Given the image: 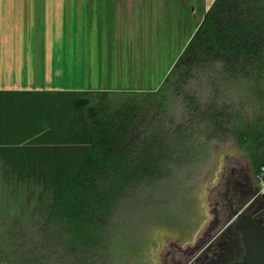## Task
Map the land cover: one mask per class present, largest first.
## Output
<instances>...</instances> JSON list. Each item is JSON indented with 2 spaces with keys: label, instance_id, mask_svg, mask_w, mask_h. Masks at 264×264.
<instances>
[{
  "label": "trees",
  "instance_id": "obj_1",
  "mask_svg": "<svg viewBox=\"0 0 264 264\" xmlns=\"http://www.w3.org/2000/svg\"><path fill=\"white\" fill-rule=\"evenodd\" d=\"M201 75L264 84V0H214L156 89L0 90V171L32 186L23 219L0 229V264H47L52 245L75 255L104 238L128 191L187 165L232 131L254 176L264 167V112L203 102ZM187 118H168L169 92Z\"/></svg>",
  "mask_w": 264,
  "mask_h": 264
},
{
  "label": "rangeland",
  "instance_id": "obj_2",
  "mask_svg": "<svg viewBox=\"0 0 264 264\" xmlns=\"http://www.w3.org/2000/svg\"><path fill=\"white\" fill-rule=\"evenodd\" d=\"M214 0H96L97 16L88 18L79 38L70 42L93 49L115 69L95 70L86 87L158 88L188 44ZM87 83V82H86ZM72 87V84H66ZM82 85V84H81ZM66 87V86H65ZM203 102L211 99L239 108L245 120L264 112V84L243 77L201 75L186 87ZM168 118H187L183 95L169 92ZM249 162L232 131L208 141L196 157L173 167L159 181L131 188L91 251L70 252L51 246L47 264H163L173 246H194L213 220V194L222 175L236 163ZM34 188L3 177L0 171V229L23 219Z\"/></svg>",
  "mask_w": 264,
  "mask_h": 264
},
{
  "label": "crops",
  "instance_id": "obj_3",
  "mask_svg": "<svg viewBox=\"0 0 264 264\" xmlns=\"http://www.w3.org/2000/svg\"><path fill=\"white\" fill-rule=\"evenodd\" d=\"M93 1L0 0V90H87L95 70L119 67L70 42L97 16Z\"/></svg>",
  "mask_w": 264,
  "mask_h": 264
},
{
  "label": "flooded vegetation",
  "instance_id": "obj_4",
  "mask_svg": "<svg viewBox=\"0 0 264 264\" xmlns=\"http://www.w3.org/2000/svg\"><path fill=\"white\" fill-rule=\"evenodd\" d=\"M239 209L264 222V197L249 162L236 163L222 175L213 194L214 217L203 236L187 249L173 246L163 264H232L242 260L240 231L229 225L233 212Z\"/></svg>",
  "mask_w": 264,
  "mask_h": 264
},
{
  "label": "water",
  "instance_id": "obj_5",
  "mask_svg": "<svg viewBox=\"0 0 264 264\" xmlns=\"http://www.w3.org/2000/svg\"><path fill=\"white\" fill-rule=\"evenodd\" d=\"M261 194V192H260ZM264 197V192L261 194ZM229 225L240 231L244 254L232 264H264V222L246 209L233 212Z\"/></svg>",
  "mask_w": 264,
  "mask_h": 264
},
{
  "label": "built area",
  "instance_id": "obj_6",
  "mask_svg": "<svg viewBox=\"0 0 264 264\" xmlns=\"http://www.w3.org/2000/svg\"><path fill=\"white\" fill-rule=\"evenodd\" d=\"M258 182H259V192H261L262 194L264 192V167L262 168L258 176Z\"/></svg>",
  "mask_w": 264,
  "mask_h": 264
}]
</instances>
